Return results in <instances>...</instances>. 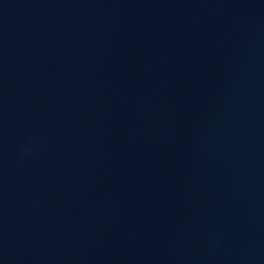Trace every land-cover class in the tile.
Returning a JSON list of instances; mask_svg holds the SVG:
<instances>
[{"label":"water","instance_id":"95a60500","mask_svg":"<svg viewBox=\"0 0 264 264\" xmlns=\"http://www.w3.org/2000/svg\"><path fill=\"white\" fill-rule=\"evenodd\" d=\"M0 264H264V0H0Z\"/></svg>","mask_w":264,"mask_h":264}]
</instances>
